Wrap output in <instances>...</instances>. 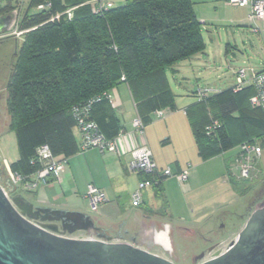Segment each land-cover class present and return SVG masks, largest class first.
<instances>
[{
    "label": "trees",
    "instance_id": "1",
    "mask_svg": "<svg viewBox=\"0 0 264 264\" xmlns=\"http://www.w3.org/2000/svg\"><path fill=\"white\" fill-rule=\"evenodd\" d=\"M91 1L30 0L19 21L24 37L5 89V115L6 130L15 133L19 152L10 165L24 176L39 168L31 159L41 144H49L57 157L76 151L74 106L99 98L91 118L101 131L113 139L124 130L105 96L123 82L145 126L156 110L177 109L169 70L206 49L194 0H126L101 13L93 11ZM46 2L51 3L49 9L32 11ZM14 8L10 1L3 5L0 0V16ZM70 8L72 18L63 14ZM57 14L62 15L51 20ZM219 90L203 99L195 91L197 102L186 108L200 156L222 154L244 141H257L264 150V111L250 103L253 86L237 92L232 86ZM215 120L218 125L208 134L206 128ZM231 168L229 164L233 188L245 195L250 187ZM162 182L163 177L154 185L159 195Z\"/></svg>",
    "mask_w": 264,
    "mask_h": 264
},
{
    "label": "crops",
    "instance_id": "2",
    "mask_svg": "<svg viewBox=\"0 0 264 264\" xmlns=\"http://www.w3.org/2000/svg\"><path fill=\"white\" fill-rule=\"evenodd\" d=\"M194 1L199 20L207 25V28H215L219 35L220 51L221 53L225 51V64L232 73L228 87L235 80L236 61H241L243 64L247 63L246 59L249 60L250 55H253L257 60V67L264 69L263 21H258L260 30L254 32L251 30L248 21L249 8L247 6L230 5L225 0ZM217 27H221V29ZM206 51L207 53L204 51L199 54L210 57L207 42ZM169 72L176 75L179 74L180 70L174 66L170 68ZM221 82L225 83L223 80ZM217 85L208 87L217 88ZM110 93L113 95L111 106L119 124L125 130V134L117 140L118 151L101 152L98 148L80 151V134L77 127L74 126L72 128V143L76 147V151L67 156L68 164L60 181H51L40 186L34 192L36 194L35 204L87 212L86 209H91V205L86 193L88 185L93 183L102 189L108 198L101 205L98 213L102 216L98 223L101 228L100 232L117 236L115 233L121 225L134 227V225L152 218L162 222L163 219L158 218V213H151L157 212L159 202L164 203L166 200L165 214L167 216L168 212L174 208L175 198L177 204L180 203L188 208L186 214L181 215V218L189 223H200L206 220L207 208L210 207L206 204L211 202L210 198L218 196L221 198L220 194L209 195L205 200V194H209L212 189L218 190L219 188L220 190L223 189L224 193L233 191L237 194L228 178V166L229 164L233 165L239 151V148L236 147L239 145L232 148L234 150L236 148V150L229 157V161L225 159L223 163L219 159L220 156L217 155L207 159L200 156L190 118L186 112L187 107L197 102L195 91L193 93L196 99L187 101L183 97L179 98L175 92L177 109H165L166 114L163 117H157L152 113V121L145 126L143 136L134 133L132 122L138 112L129 85L123 82L110 90ZM140 142H146L151 148L154 160L161 172L168 166L173 171L184 169L188 163H191L192 167L185 184L182 185L176 177H164L160 195L157 194L156 187H149L143 193L142 204L133 206L132 193L145 175L130 170L128 164L132 158L131 150ZM63 156L60 155L59 157ZM3 160L10 163L7 158H2ZM84 206L86 207L84 208ZM102 219L106 220L103 221ZM246 220L243 222L241 230L245 226ZM163 222L170 223L169 221ZM78 232H82V230L71 235L74 236ZM118 240L123 239L118 238ZM125 240H130V238L126 237ZM154 249L152 250L154 253L165 256L164 253L161 254Z\"/></svg>",
    "mask_w": 264,
    "mask_h": 264
},
{
    "label": "water",
    "instance_id": "3",
    "mask_svg": "<svg viewBox=\"0 0 264 264\" xmlns=\"http://www.w3.org/2000/svg\"><path fill=\"white\" fill-rule=\"evenodd\" d=\"M17 19V12L0 16V38L10 35ZM1 176L12 196L0 184V264H175L171 223L163 222V230L157 224L143 229L146 239L140 241H116L117 236L100 232L90 213L35 204L16 193L2 166ZM81 230L96 237L69 236ZM155 247L167 255L154 253ZM199 264H264V204L225 251Z\"/></svg>",
    "mask_w": 264,
    "mask_h": 264
},
{
    "label": "rangeland",
    "instance_id": "4",
    "mask_svg": "<svg viewBox=\"0 0 264 264\" xmlns=\"http://www.w3.org/2000/svg\"><path fill=\"white\" fill-rule=\"evenodd\" d=\"M8 1H10L11 6L18 10L19 16L10 32L14 33L15 36L8 35L0 38V156L1 162L2 158H7L10 163H13L19 158V152L15 133L6 130L5 106L7 91L5 89L14 61L17 41L22 42L24 37L18 28L19 21L24 11L28 8L30 0H2V4L4 5ZM34 10L35 8L32 9V11ZM217 28L221 29V27ZM203 34L208 44L210 57L197 54L195 57L180 61L175 65V68L180 70L179 74L174 75L169 72L172 88L179 98L183 97L186 101L196 99L193 91H196L199 87L205 88L215 84H218L217 88L219 89L228 87L230 77L232 76L231 70L225 64V51L221 53L218 45L220 38L217 30L215 31V28L211 27L207 28V25L203 24ZM205 52L207 53L206 49ZM246 62L257 66V60L253 55H250L249 60L246 59ZM235 64L236 68L243 65L241 61H236ZM222 80L225 83H222ZM236 148L238 149L239 147ZM235 150L230 149L217 156H220L219 159L223 163L225 159L229 161V157ZM1 162L0 166H2ZM254 167L253 180L249 182L244 181V184L250 187V190L245 195L235 194L233 191L224 193V190H220V188L218 190L212 189L209 194L204 195L205 200H207L209 195L215 196L220 194L221 196V198L219 196L210 198L211 202L207 201L206 205L210 207L207 208L208 213L204 222L189 223L181 218V215L186 214L188 208L182 206L180 203L177 204L175 198L174 208L168 212L167 216L165 214V203H158V218L173 224L171 238L174 248L173 262L175 264H199L213 257L216 252L225 251L230 243L239 236L241 226L249 214L251 215L253 211L264 204V154L258 162L254 163ZM0 178L3 179L2 183H4L5 179L2 176ZM147 189H144L143 193ZM34 192L30 190H16V193H20L31 201L36 202V194ZM201 199L203 200V198ZM217 202L219 203L217 204ZM91 209L88 208L86 211L99 222L102 217L100 216L101 214ZM93 235L94 233L86 231L74 234L75 237H90ZM154 251L161 254L164 253L165 256L167 255L161 247H156ZM202 254H204L203 258H201Z\"/></svg>",
    "mask_w": 264,
    "mask_h": 264
},
{
    "label": "built area",
    "instance_id": "5",
    "mask_svg": "<svg viewBox=\"0 0 264 264\" xmlns=\"http://www.w3.org/2000/svg\"><path fill=\"white\" fill-rule=\"evenodd\" d=\"M126 0H92V8L96 13H101L104 10L117 5L124 4ZM230 5L247 6L249 8L248 21L250 28L254 32L260 30L258 21L264 22V0H225ZM50 2L40 3L36 6L37 11L49 9ZM74 8L66 10L63 14H67L69 18L73 17ZM62 14H57L51 20L59 18ZM203 23V22H202ZM253 86L254 94L250 98V103L254 107H260L264 111V69H259L257 66L250 63H244L235 70V80L231 85L234 91H240L246 86ZM220 91L218 88L213 87H199L196 90L197 97L203 99L210 93ZM105 96L113 103V95L110 92L105 93ZM99 98H92L87 103L73 107L76 119V127L80 134V151H86L91 148H98L101 152H116L117 140L125 134V130H121L118 135L109 139L99 128L97 122L91 118V111L93 103ZM155 116L163 117L166 110L159 109L154 112ZM134 133L143 136L145 125L141 117L137 114L133 119ZM218 125V121H212L206 128L208 134L214 132ZM263 149L257 141H244L239 145V151L233 162L231 171L233 175L240 181L253 180V171L255 169L254 163L258 162L261 158ZM132 158L128 164L130 170L143 174H151L154 178L144 177L138 187L132 193V205L140 206L143 202V190L153 187L157 184L162 177L173 176L183 185L189 178L191 163L180 171H173L170 166L159 171L158 165L154 160L151 148L146 142H140L131 150ZM33 164H38L39 168L31 175L24 176L11 168L7 160L2 163L5 167L6 175L15 187V190H30L36 191L42 185H46L51 181H60L62 173L64 172L68 158L57 157L52 151L49 144L44 143L36 148V155L31 159ZM156 175V176H155ZM0 178V184L3 187L6 195L11 199L12 194L8 192L4 183ZM92 211L100 212V207L108 198L106 193L97 187L95 184L88 185L86 193ZM75 237L73 235H69ZM96 235L90 237L78 236L75 238H94Z\"/></svg>",
    "mask_w": 264,
    "mask_h": 264
},
{
    "label": "flooded vegetation",
    "instance_id": "6",
    "mask_svg": "<svg viewBox=\"0 0 264 264\" xmlns=\"http://www.w3.org/2000/svg\"><path fill=\"white\" fill-rule=\"evenodd\" d=\"M26 11H27V9L24 11L23 15H25ZM14 12H17V14H18V10H16L15 8L11 9L10 12H8V13H14ZM8 13H6V14H8ZM18 16H19V14H18ZM10 35L15 36L14 33H10ZM16 41H17V39H16ZM17 48H18V41H17V45H16L15 56L17 54ZM14 59H15V57H14ZM11 69H12V67H11ZM156 224H157V227L159 230L164 229L163 221L159 222V221L152 218V219L144 220V221L140 222L139 224L134 225V227H124L121 225L115 234L117 235V237L119 236L118 238L123 239V240L126 237H129L130 239H135V240L140 241V240L146 239V237H144V234L142 233L143 229H145L147 227L152 229V228H154V226Z\"/></svg>",
    "mask_w": 264,
    "mask_h": 264
}]
</instances>
